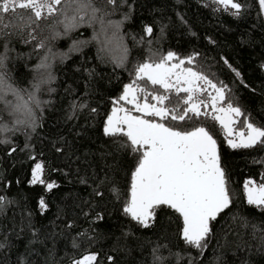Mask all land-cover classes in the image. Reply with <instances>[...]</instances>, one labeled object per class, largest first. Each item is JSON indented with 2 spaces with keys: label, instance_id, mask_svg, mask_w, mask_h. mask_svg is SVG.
Masks as SVG:
<instances>
[{
  "label": "snow or ice",
  "instance_id": "6c2138e0",
  "mask_svg": "<svg viewBox=\"0 0 264 264\" xmlns=\"http://www.w3.org/2000/svg\"><path fill=\"white\" fill-rule=\"evenodd\" d=\"M213 4L223 5L234 16H240L248 7L240 0H213ZM124 6L129 10L132 8L126 0H120L119 3L118 0H105L101 4H97L96 0H0V39H3V51L0 52V104L11 118L6 121L0 116V144L10 145L6 149L9 154L20 150L25 151L30 158L36 155L29 142V130L34 133L38 126H42L41 116L37 115L36 110L40 109L42 114L46 102L41 100L40 92L54 91L50 87L56 79L52 74V61L57 56L61 61L66 60L73 52L83 55V48L89 43L88 40L72 39L67 50L54 52L49 40L68 37L73 29L98 22L99 33L95 30L93 32V38L100 45L97 56L103 58L101 53H110L115 67L127 68L130 50L125 43L126 34L121 29L125 21L130 19V13L124 12L119 19L111 18ZM258 6L259 12L264 14V0H258ZM180 18L183 21V17ZM42 24L51 35L43 37L35 45L37 49H47L36 68H43L46 72L34 78L30 86L18 88L10 79L7 63L12 51L11 38L27 33L29 40H35L37 30L43 31ZM165 28L166 25L161 22V36ZM142 29V34L138 36L133 33L132 39L134 43L148 45L147 55L134 62L129 70L132 79L123 84L118 96L112 97L111 111L103 121L102 131L109 138L111 148L102 155H111L113 162L105 163L99 172L94 170L91 180L80 178L81 183L91 184L92 197H95L90 198L87 210L81 209V214L91 216L92 222L103 220L104 209H95L100 208L107 197L120 205V211L125 217L142 228H154L157 221H160L158 230L143 239L132 232L130 227H122L125 244L114 243L111 248L112 252L126 250L127 237L129 234L135 236L137 246L148 257L140 264H180L185 254L189 256L188 264H198V257L204 255L208 240L214 233L213 222L225 210H228V216L220 221L225 228L231 231L232 227L239 225L250 229L251 238L256 239L258 236L255 245L257 252L264 254V220L239 209L233 211L230 207L234 204L233 190L229 187L230 176L222 160L216 136L204 124L182 127L173 121L186 124L202 113L211 114L221 126L227 144L233 149L248 148L258 142L264 145V125L253 122L250 115H245L238 100L228 98V84L195 66L198 64L197 58L201 56L200 52L193 51L184 56L171 49L163 52L153 47V37L156 36L154 25L144 22ZM145 35L148 36L147 40ZM224 60L240 77V71L227 58ZM85 71L91 76L94 69ZM174 93L183 95H178L174 101ZM85 106V102L79 105L74 102L73 112L69 113L68 118L72 117L75 108ZM91 111L96 112L98 109L92 108ZM241 116L244 127L238 128L236 121ZM21 126H24L26 137L23 149L12 139V134L22 130ZM56 151L61 149L57 147ZM121 172L124 174L123 188L119 175ZM37 182L46 185L49 190L57 183L44 179L43 160L34 164L31 179L28 180L29 184ZM243 192L248 205L264 212V180L257 182L251 177L246 178ZM13 202V198L6 193L0 194V212ZM39 207L42 214L49 208L43 196L39 199ZM32 215L31 211L26 218L22 215L19 229L13 223V227L8 230L15 236L22 235L25 227L31 230L32 239L25 245L26 251L32 243L44 239L41 228L33 225ZM74 223L75 220L69 218L67 227L71 228ZM97 233L96 228L77 233L72 239V247L79 249L84 244L90 246L98 238ZM173 236L182 241L185 248L195 249L197 255L193 257L191 252L180 250L179 245L173 243ZM116 240L118 242L120 236ZM12 245L13 240L6 233L4 239L0 240V249L11 248ZM217 245L220 246L219 240ZM245 246L251 252L252 245ZM54 255L55 250H49V256ZM98 257L96 251L85 250L77 258H70L68 264H93L98 262ZM212 259L215 264H219L221 257L214 254ZM18 260L19 264H29L28 256L24 254ZM107 260L117 264L113 255H107ZM245 264L250 262L246 261Z\"/></svg>",
  "mask_w": 264,
  "mask_h": 264
},
{
  "label": "trees",
  "instance_id": "16d2710c",
  "mask_svg": "<svg viewBox=\"0 0 264 264\" xmlns=\"http://www.w3.org/2000/svg\"><path fill=\"white\" fill-rule=\"evenodd\" d=\"M96 2L101 4L105 0ZM126 2L132 5L131 10L124 6L111 18L119 19L124 12L130 13V19L125 21L121 29L126 34L125 43L130 50L127 68L115 67L110 53H101L103 58L97 56L100 45L93 38V32L95 30L99 33L98 22L94 25H81L73 29L68 37L49 40L53 44L54 52L67 50L72 39L88 40L89 43L84 46L83 55L73 52L66 60L61 61L57 56L52 61V74L56 79L52 81L50 87L54 91L40 92L41 100L46 102L42 114L40 109L36 110L37 115L41 116L42 126H38L34 133L29 130L31 137L29 142L34 147L36 155L30 158L25 151L20 150L9 154L6 149L10 145L0 144V194L6 193L14 201L0 212V240L4 239L6 233L13 240L11 248L0 249V264H19L18 257L21 254L28 256L29 264H68L70 258H77L84 254L85 250L99 253L98 262L93 264H111L107 260V255H113L117 264H140L141 261L148 259L137 246V238L131 234L127 237L126 250L112 252L111 248L114 243L125 244L122 227H130L132 232L143 239L158 230L160 221H157L154 228H142L121 213L118 203L106 197V202L95 209V211L104 209L103 220L92 222L91 216L81 214V209L86 211L90 198L95 197H92L91 184L80 181L81 177L91 180L94 170L99 172L105 163L113 162L111 155H102L108 153L111 148L109 138L105 137L102 131L103 121L106 114L111 111L112 97L118 96L123 84L132 79L129 70L132 69L134 62L147 55L148 45L134 43L132 39L133 33L138 36L142 34L144 22L154 25L156 33L153 37L154 48L163 52L171 49L181 56L189 55L193 51L200 52L201 56L197 58L198 64L195 66L228 84V98L238 100L245 110V115H250L253 122L264 125V67H261L264 64V22L259 13L257 0H240L248 5L240 16L232 15L223 5L213 4V0L205 2L126 0ZM161 22L166 25L162 36ZM41 27L43 31L37 30L38 36L35 40H29L27 33L11 38L12 51L9 53L10 59L7 63L10 79L18 88L30 86L34 78L46 72L43 68H36L47 49H37L35 45L43 37L51 35L44 24ZM100 39L103 40L102 35ZM147 39L148 36L145 35V40ZM2 51L3 39H0V52ZM224 58L240 71V77H237L232 68L225 63ZM85 69H94V72L90 76ZM44 87L47 88V85ZM178 95L183 93H174V101ZM74 102L77 105L85 102L86 106L75 108L72 117L68 118L69 113L73 112ZM92 108L98 111L93 112ZM0 116L6 121L11 119L8 113L3 111L2 104ZM173 123L182 127L204 124L213 132L230 176L229 187L233 190L234 200L230 207L233 211L239 209L243 213L264 220V212L248 205L243 192V182L246 178L251 177L257 182L264 180V145L258 142L248 148H231L221 126L211 114L202 113L186 124L182 121ZM236 127H244L243 116L237 119ZM21 128L20 132L12 134V139L20 149H23L26 137L24 126ZM57 147L61 151H56ZM40 160L44 161V179L57 182L51 190L39 182L28 183L32 167ZM119 175L123 188L124 174L121 172ZM41 196L49 204V208L43 214L39 207ZM29 211L33 213L31 217L33 225L41 228L44 239L42 242L32 243L26 251L25 245L32 239L31 230L25 227L20 236L12 235L8 230L13 227V223L19 229L21 216L26 218ZM226 216L228 210L213 222L214 233L208 240L204 255L198 257V264H215L212 259L214 254L221 257L219 264H245L246 261L250 264H264V254L257 252L255 248L258 236L256 239L251 238L250 229L241 228L239 225L228 231L220 222ZM69 218L75 220L71 228L67 227ZM172 227L174 231L175 223ZM91 228L98 230L96 241L90 246L84 244L82 248L74 249L73 237ZM117 236H120L118 242ZM172 239L183 252H191L193 257L197 255L195 249L185 248L182 241L175 236ZM218 240L220 246L217 245ZM246 244L252 245L251 252ZM31 249L35 251L32 252ZM51 249L55 250L54 256H49ZM188 260L189 256L185 254L180 264H188Z\"/></svg>",
  "mask_w": 264,
  "mask_h": 264
},
{
  "label": "water",
  "instance_id": "95a60500",
  "mask_svg": "<svg viewBox=\"0 0 264 264\" xmlns=\"http://www.w3.org/2000/svg\"><path fill=\"white\" fill-rule=\"evenodd\" d=\"M257 3H258V0H257ZM261 16H262V19H263V22H264V14H261Z\"/></svg>",
  "mask_w": 264,
  "mask_h": 264
},
{
  "label": "bare ground",
  "instance_id": "6f19581e",
  "mask_svg": "<svg viewBox=\"0 0 264 264\" xmlns=\"http://www.w3.org/2000/svg\"><path fill=\"white\" fill-rule=\"evenodd\" d=\"M259 7V6H258ZM260 13V12H259ZM260 16H261V13H260ZM261 18H262V16H261ZM263 20V19H262Z\"/></svg>",
  "mask_w": 264,
  "mask_h": 264
},
{
  "label": "flooded vegetation",
  "instance_id": "af4514ba",
  "mask_svg": "<svg viewBox=\"0 0 264 264\" xmlns=\"http://www.w3.org/2000/svg\"><path fill=\"white\" fill-rule=\"evenodd\" d=\"M222 131V130H221Z\"/></svg>",
  "mask_w": 264,
  "mask_h": 264
}]
</instances>
